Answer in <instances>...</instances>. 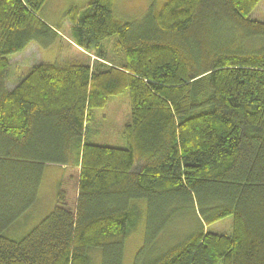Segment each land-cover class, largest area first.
I'll return each instance as SVG.
<instances>
[{"label": "trees", "instance_id": "16d2710c", "mask_svg": "<svg viewBox=\"0 0 264 264\" xmlns=\"http://www.w3.org/2000/svg\"><path fill=\"white\" fill-rule=\"evenodd\" d=\"M46 1L0 0V264H90L91 249L122 264L138 200L145 244L186 209L197 226L135 264H264V20L249 16L260 0H151L137 22L88 0L66 11L73 40L115 36L125 62L36 63L8 87L11 54L59 37ZM126 90V145L85 140L91 111ZM50 163L64 165L53 208L11 237ZM227 215L231 234L205 230Z\"/></svg>", "mask_w": 264, "mask_h": 264}, {"label": "rangeland", "instance_id": "374dc122", "mask_svg": "<svg viewBox=\"0 0 264 264\" xmlns=\"http://www.w3.org/2000/svg\"><path fill=\"white\" fill-rule=\"evenodd\" d=\"M88 0H47L40 16L53 27L58 28L59 37L49 47H40L36 42L31 41L20 53L9 56L10 68L7 71L6 83L11 87L22 76L26 75L32 65L43 62L63 63L65 60L74 63L89 64L93 70H99L110 66L120 67L125 62V57L121 48L116 46L115 36H110L97 45L84 48L78 45L72 37V23L66 15V11L71 7L82 9ZM114 13L117 19L128 22H137L146 14V10L151 0H113ZM250 13V18L264 20V0H260ZM130 100L128 91L113 95L107 103L100 108L91 111L90 119L85 124L84 137L88 142L99 145L124 147L126 138L124 129L130 120ZM72 163L77 162L76 155L70 158ZM62 164H47L41 180L36 201L24 212L8 229V234L13 238H18L26 233L35 223L39 222L53 208L56 190L59 179L63 173ZM145 205L142 200L133 202L135 217L132 227L125 239V249L122 264H135L136 259L141 256L160 254L165 251L167 243L173 244L177 236L190 234L195 228V214L191 209L184 210V214L169 224L164 232L157 235L152 244L146 243L145 234ZM233 219L231 215L206 224L205 230L214 233L231 234ZM149 244V245H148ZM144 247V248H143ZM149 251H152L151 253ZM91 263L101 264L100 251L91 249L89 251ZM141 255V256H140Z\"/></svg>", "mask_w": 264, "mask_h": 264}]
</instances>
